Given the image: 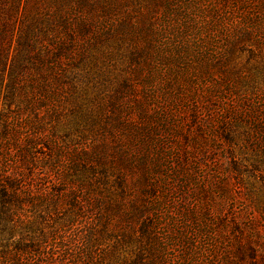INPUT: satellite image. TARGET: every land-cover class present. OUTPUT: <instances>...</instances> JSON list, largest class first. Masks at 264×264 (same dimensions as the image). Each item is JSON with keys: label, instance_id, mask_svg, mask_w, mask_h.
<instances>
[{"label": "rangeland", "instance_id": "rangeland-1", "mask_svg": "<svg viewBox=\"0 0 264 264\" xmlns=\"http://www.w3.org/2000/svg\"><path fill=\"white\" fill-rule=\"evenodd\" d=\"M7 145L0 264H264V0H0Z\"/></svg>", "mask_w": 264, "mask_h": 264}, {"label": "trees", "instance_id": "trees-1", "mask_svg": "<svg viewBox=\"0 0 264 264\" xmlns=\"http://www.w3.org/2000/svg\"><path fill=\"white\" fill-rule=\"evenodd\" d=\"M37 133V131H36ZM9 145L0 152V234L7 232L9 235L13 233V228L7 226V222L13 220L11 217L12 211L8 207L9 203L22 204L28 197L38 192L34 193L31 189L34 184L38 186L37 183H33V178L29 175H33L31 172V166L29 165L30 160L28 153L24 150L23 154H17V157L12 158V153L10 152ZM16 156V154H15ZM33 158L32 156L30 157ZM19 159V160H18ZM28 171L26 173L25 169ZM9 214V215H7ZM5 220V221H4ZM4 246L2 248H7ZM16 247L20 248V244ZM9 250V249H7ZM6 250V251H7ZM6 255V254H5ZM3 257V261L11 262L10 255Z\"/></svg>", "mask_w": 264, "mask_h": 264}]
</instances>
